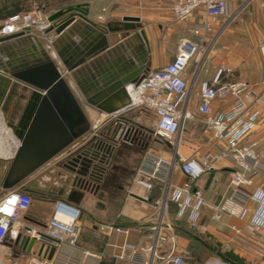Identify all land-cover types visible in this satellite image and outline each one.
I'll use <instances>...</instances> for the list:
<instances>
[{
  "label": "built area",
  "instance_id": "2783aa9c",
  "mask_svg": "<svg viewBox=\"0 0 264 264\" xmlns=\"http://www.w3.org/2000/svg\"><path fill=\"white\" fill-rule=\"evenodd\" d=\"M141 2V0H138ZM254 0H242L248 4ZM161 8H167L175 22H184L197 10L202 9L206 20L193 24L188 29L189 37L181 40L176 53L162 67L147 70L135 83L126 85L129 104L120 111L111 114H100L98 121H108L118 127L123 134L126 127L123 113L135 109H143L152 114L150 133L154 140L166 146H174L173 155L166 158L153 148L147 149L135 172L133 182L150 192L156 182H166L174 164L179 165L185 182L173 187L168 193L169 182L160 209H166L167 203L176 206L175 221L186 220L187 225L198 230V218L201 208L205 205L202 192L193 189L194 181L213 171L217 164L230 162L229 183L224 198L212 207L210 219L221 222L223 218L242 220L250 214L248 221L241 227L228 226L232 240L246 253L253 256L255 264H264V161L257 156L256 142L246 141L256 128L264 126V97L255 91L246 81H231L233 70L225 65L220 66L211 81L200 84L199 103L195 110H189V89L186 73L191 61L199 62L204 49L214 40L211 37V23L226 16L228 0H161ZM42 7L35 6L30 12L10 17L0 24V38L23 30L31 33H43L50 26ZM98 19L103 21V17ZM259 53L264 62V33L259 42ZM260 82L264 83V72L260 70ZM228 107L223 111L212 113L211 104L214 100L225 103ZM203 116V134L210 135L217 142V148L205 156L185 157L179 152L181 146L180 133L185 121H193ZM0 116L2 113L0 112ZM14 137V136H13ZM12 157L19 146L14 137ZM253 188L245 191L244 188ZM31 196L21 188L5 191L0 196V255L6 253L5 245L8 238L19 236L18 222L24 211L31 204ZM256 204L251 211L247 202ZM80 210L67 202H55L53 215L48 220L43 232L24 231L36 239H43L47 244L57 246L61 242L75 245L80 233ZM204 229V228H203ZM155 244L148 248H135L127 245L132 258L138 254L149 253L148 259L142 264H190L184 254L176 247L173 223L156 220L151 227ZM162 230L164 231L162 233ZM167 244L168 250L163 254L156 251L157 245ZM71 261L63 256L55 260L31 256L23 262L14 264H69ZM0 264H3L0 259ZM202 264H231L228 261L213 257Z\"/></svg>",
  "mask_w": 264,
  "mask_h": 264
},
{
  "label": "crops",
  "instance_id": "0c3cea01",
  "mask_svg": "<svg viewBox=\"0 0 264 264\" xmlns=\"http://www.w3.org/2000/svg\"><path fill=\"white\" fill-rule=\"evenodd\" d=\"M94 1L80 3L87 4L88 16L93 18L97 23L109 25L111 29H121V20L108 19L101 22L98 19L100 13L96 8L97 3H94ZM157 1L160 2L161 0H147L145 3L151 7L144 13L134 16L140 18L139 29L143 30L145 34L148 49V70L157 69L164 65L158 61V54L161 50L166 49L168 60L172 59L181 40L189 37L188 29L193 24L206 20L203 10L199 9L184 22H175L171 12L167 8L158 10L154 6ZM235 5H238L239 12L237 16L241 17L243 25L238 30L232 29L228 32H231L232 35H239L242 37L243 42L247 41L248 39L246 37L248 33L249 35L253 34L252 22L255 20V16L257 17L258 15L257 11L262 7L263 35L264 0H254L248 4H243L242 0H228V9ZM223 18H218L211 23V37L213 40L221 32L219 23ZM117 34V32L109 33L106 37L117 36ZM49 37L55 38L53 33L44 35L33 32L19 41H14L15 44L11 47L13 50L24 48L32 51L36 49L37 52L42 47L51 58L57 59L54 50L48 46L47 40ZM128 40V45H126L125 41ZM138 44L139 41L135 37V33L131 32L128 39L115 43V47L122 45V48L119 47L116 50V55L112 53V57L116 59L121 55L126 56L129 54L128 56H131V52L134 51L133 48ZM244 50L245 48L242 51L232 50L231 52H227V57L224 58L220 55L222 54L221 51H216L214 40L211 45L208 44L206 46L199 62L191 61L189 63L186 73V81L189 89V110H195L199 103L198 92L200 84L203 81H211L216 70L222 65L230 67L233 70V76L230 77L231 81H246L254 87L256 92L261 93L264 97V83L262 82L261 84L260 82V72L252 71L250 65L245 60ZM234 53L238 56L237 59L232 56ZM263 72L264 62L262 60V77ZM230 101L228 99L223 103L219 100H214L211 104L212 113L225 110ZM87 107L89 110L85 113L91 123L92 130L82 140L75 142L66 152L44 165L29 178L27 184H35V188H32L30 191H25L21 188L31 196L32 201L29 208L22 213L18 222L19 234L25 235L24 229L26 227L35 232H43L48 220L53 215L55 202L61 200L80 210V233L75 245L72 246L67 242H61L55 246V252L50 260H55L58 256H63L71 261L69 264H142V259H148L149 253L138 254L132 258L129 249H125L124 252L122 249L127 245L137 249H145L151 245L153 246L155 242L151 238V235H153L151 227L156 220L161 219L163 222L173 223L174 226L176 222L175 204L168 202L166 209H160L161 202L164 200L167 191L166 182H169L168 193H171L173 187L180 186L185 182V176L181 173L179 165L176 163L170 170L168 180L166 182H156L150 192H147L133 182L135 172L144 152L149 148L154 149L153 141H156L151 135L150 139L148 138L146 140L143 138L144 134H149L150 126L140 124L141 119L144 120L147 116H152V114L143 109H135L122 115L133 126L135 132L126 140H121L118 143L119 145L116 147V151L106 173L100 182H98L99 186H97V189H92V192H85L81 197H75L71 200L69 192L72 189L64 182L68 178V173L63 168L68 151L74 149L84 139L94 134L102 133L104 138L111 139L116 133L114 132L116 127L113 123L98 121L100 113L93 107ZM202 130L203 116L199 115L193 121H185L183 130L180 133L181 146L179 148V152L183 156L188 158L193 156L201 157L217 148V142L210 135L203 134L202 136ZM10 131L5 125H0V134L3 133L5 136L6 133H11ZM120 135L118 133L117 137H120ZM246 141L256 142L255 150L259 148L260 142L262 141V160L264 161V126H256ZM4 145L0 141V151ZM133 146L139 148V154L130 172L125 175L123 171V161L125 159L123 147ZM166 147L170 150L168 154L155 150L162 153L166 158H169L173 155L174 146ZM143 148L146 150L141 155ZM230 170V162H221L216 165L213 171L203 175L192 184L193 189H198L202 192V197L205 201V205L200 210L198 218L200 228L197 231L204 235L205 239L213 243H220L222 246L228 244L238 246L232 240V234L228 226L234 225L241 227L250 218V214H248L242 220L225 217L221 222H213L210 219L212 207L220 202L226 194ZM252 189L250 187L244 188L245 191L249 192ZM76 192L80 193L79 190H76ZM3 193L4 191H0V196ZM247 205L251 211L256 208L254 202L248 201ZM124 223L129 226L121 227ZM17 238L7 239L5 245L7 264L23 262L31 256H39L38 252L42 241L37 240L32 246L30 253H27L18 246L16 243ZM45 245L53 247V245L47 243ZM176 247L179 253L184 254L186 262L195 264L188 261L187 241L176 238ZM168 248L169 246L167 244L157 245L156 251L158 254H163ZM44 250L39 257H43ZM48 254L44 258L47 259ZM237 255L241 258L243 257L241 254ZM248 255L253 259L251 254ZM251 263L255 264L253 261Z\"/></svg>",
  "mask_w": 264,
  "mask_h": 264
},
{
  "label": "water",
  "instance_id": "95a60500",
  "mask_svg": "<svg viewBox=\"0 0 264 264\" xmlns=\"http://www.w3.org/2000/svg\"><path fill=\"white\" fill-rule=\"evenodd\" d=\"M48 20L50 26L42 34H54L48 46L57 59L42 47L39 52L12 49L14 41L31 34L29 30L0 38V112L6 127L19 141L10 160L0 159V191L35 188V184H27L29 178L92 130L83 103L100 114L122 110L129 104L126 85L137 82L148 70V49L144 31L139 29L140 18L124 16L122 28L111 29L88 16L87 4H76L52 13ZM114 32L117 36L106 37ZM131 32L139 44L131 56L114 59L112 53L122 48L115 47V43L128 39ZM118 130L117 127L114 137ZM100 138L93 135L84 139L65 157L63 168L68 178L64 182L72 189L71 200L92 192L96 176L106 163L108 151ZM37 240L19 234L16 243L30 253ZM40 241L38 255L45 248L43 257L49 253L50 260L55 247Z\"/></svg>",
  "mask_w": 264,
  "mask_h": 264
},
{
  "label": "rangeland",
  "instance_id": "374dc122",
  "mask_svg": "<svg viewBox=\"0 0 264 264\" xmlns=\"http://www.w3.org/2000/svg\"><path fill=\"white\" fill-rule=\"evenodd\" d=\"M5 0H0V6L4 3ZM57 0H24L26 3V6L28 10L26 12H30L33 7L39 6L43 8V11L46 15H51L55 9V2ZM91 0H71L72 5L80 4L83 2H90ZM147 0H95L94 3L96 4V8L99 10L100 16L103 17L104 22L108 19H116L117 21H120L122 19V16H135L141 13H144L146 10L149 9L148 4H146ZM158 10H161V7L158 4V1L155 2V5ZM156 9V10H157ZM239 12L238 5L231 6L230 9H228L226 16L221 20L219 23V28H221V32L217 34V36L214 38L215 40V49L216 51L219 50L222 52L220 54L222 57L226 58L227 52L236 51L240 50L242 51L243 48H245V60L248 62L250 65L252 71H259L261 70L262 67V58L259 53V42L262 37V7L257 11L258 15L257 17L255 16V20L252 22V35H247V41L243 42L242 37L239 35H232L231 32L229 33V30H238L242 27L243 23L241 20V17L237 16ZM91 18V17H90ZM94 20L93 18H91ZM95 21V20H94ZM222 29L223 32H222ZM50 34V33H49ZM53 38H48L47 43L50 42ZM233 48V49H232ZM230 56V55H229ZM235 59L238 58V56L234 53L232 55ZM158 61L160 64H166L168 60V53L167 50H161L158 54ZM84 110L85 112H88V105L83 103ZM152 121V116H147L144 120L141 119V123L146 126H150V123ZM0 122L5 125V122L3 120V117L0 116ZM6 126V125H5ZM10 130V129H9ZM11 132V131H10ZM203 136V130L201 132ZM150 132L149 134H144V139H150ZM0 137L3 139L4 134H0ZM153 147L154 149L161 151L162 153H170V150L159 140L153 141ZM144 149V148H143ZM141 150V155L144 150ZM123 152H124V161H123V171L124 174L127 175L126 173H129L138 154H139V148L137 146L133 147H123ZM256 153L258 158L262 161V141L260 142L259 148H256ZM236 221L235 219H233ZM222 246V245H221ZM222 249L224 250H229L232 251L233 254H241L244 259V261L247 264H252L251 262L253 261L252 257L248 255V253L244 252L242 249H240L236 245H225L222 246ZM238 256V255H237ZM187 257H190L189 254H187ZM241 258V257H240ZM0 259L3 264H7V255L1 254Z\"/></svg>",
  "mask_w": 264,
  "mask_h": 264
},
{
  "label": "trees",
  "instance_id": "16d2710c",
  "mask_svg": "<svg viewBox=\"0 0 264 264\" xmlns=\"http://www.w3.org/2000/svg\"><path fill=\"white\" fill-rule=\"evenodd\" d=\"M54 5L55 9L53 13L73 6L71 0H57ZM27 10L28 8L24 0H5L0 6V22L22 14ZM127 226L129 225H126V223L121 225V227ZM173 230L176 238L187 241L186 249L190 255L188 261L191 263L202 264L210 257H219L231 264H247L244 259L233 254L232 251L222 249L220 243H213L205 239L204 235L197 230L191 229L184 219L176 221Z\"/></svg>",
  "mask_w": 264,
  "mask_h": 264
},
{
  "label": "flooded vegetation",
  "instance_id": "af4514ba",
  "mask_svg": "<svg viewBox=\"0 0 264 264\" xmlns=\"http://www.w3.org/2000/svg\"><path fill=\"white\" fill-rule=\"evenodd\" d=\"M125 125H126V127L123 131V134H121L120 137H112L111 139H107V138H104L102 133L94 134V135H97L98 137L102 138V144H104L105 149L108 151V156L105 160L106 161L105 165L102 166V171L100 173H98L96 176V183L94 184L93 189H95L97 186H99L98 182H100L101 178L106 173V171L109 167V164L113 158V155L116 151V147H117V145H119L118 143H120L121 140H126L129 136H131L135 132L133 126L131 124H129V122L127 120H125Z\"/></svg>",
  "mask_w": 264,
  "mask_h": 264
},
{
  "label": "bare ground",
  "instance_id": "6f19581e",
  "mask_svg": "<svg viewBox=\"0 0 264 264\" xmlns=\"http://www.w3.org/2000/svg\"><path fill=\"white\" fill-rule=\"evenodd\" d=\"M0 125L1 122H0ZM3 142L5 145L3 146V149L0 151V159L1 160H10L12 158L13 153L11 152V146L12 143H15L14 137L12 132L11 133H6L4 138L0 140Z\"/></svg>",
  "mask_w": 264,
  "mask_h": 264
}]
</instances>
